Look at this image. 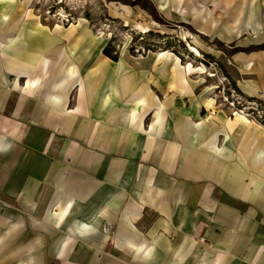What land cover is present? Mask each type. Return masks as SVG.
<instances>
[{
  "label": "crops",
  "instance_id": "crops-1",
  "mask_svg": "<svg viewBox=\"0 0 264 264\" xmlns=\"http://www.w3.org/2000/svg\"><path fill=\"white\" fill-rule=\"evenodd\" d=\"M54 53L23 73L25 121L48 131L25 129L0 166V264H264V131L207 115L176 63L100 70L101 88L89 72L69 102Z\"/></svg>",
  "mask_w": 264,
  "mask_h": 264
},
{
  "label": "rangeland",
  "instance_id": "rangeland-1",
  "mask_svg": "<svg viewBox=\"0 0 264 264\" xmlns=\"http://www.w3.org/2000/svg\"><path fill=\"white\" fill-rule=\"evenodd\" d=\"M0 9H6L0 15V143H7L4 149L0 146V166L7 164L14 141L29 144L23 134L31 127L25 121L24 105L19 106L31 77L23 74L28 68L21 72L9 64L8 53L24 56L33 49L47 58L54 52L66 56L60 82L71 91L69 102H75L78 90L86 92L89 72H95L94 86L101 88L105 80L101 71L107 68L121 71L123 81L126 76L134 81L136 72L151 76L155 70L172 69L173 63L182 69L188 63L204 66L215 77L190 76L192 101L196 97L214 100L205 104L210 109L207 115L219 112L246 120L256 125L255 135L263 137L258 130L264 131V0H0ZM109 43L118 62L103 53ZM158 53L165 57H157ZM142 59L146 62L141 70ZM51 63L54 60L46 63L49 75ZM249 63H253L252 71ZM72 75H80V80L69 82ZM248 82L258 94L251 96L254 88ZM174 96L166 100H181ZM40 98L32 99L28 107ZM18 107L22 118L14 121L15 126L10 119ZM72 108L69 103L65 110ZM31 129L37 135L48 131L33 124Z\"/></svg>",
  "mask_w": 264,
  "mask_h": 264
},
{
  "label": "bare ground",
  "instance_id": "bare-ground-1",
  "mask_svg": "<svg viewBox=\"0 0 264 264\" xmlns=\"http://www.w3.org/2000/svg\"><path fill=\"white\" fill-rule=\"evenodd\" d=\"M5 12H6V9H0V15L2 13H5ZM3 19H7V17H3ZM18 42H19V40L16 43L18 44ZM47 47H50L49 41L47 42ZM44 48H45V45L41 49H44ZM191 49H192V51L197 52L194 48H191ZM21 53L22 52H20L18 54L19 55L18 58H16V60H14L16 62L15 63H13L14 61L12 62V65L16 66L17 69L22 70L21 72H23V70H24L23 67L24 68L25 67L29 68L30 67V62L33 61L34 59H36V60H38V59L39 60H43V59L46 60L47 59L46 57H43V53L39 49H33L32 51L28 52L24 56ZM164 53H169V52H164ZM159 54L160 53H158V55ZM45 64H46V61H44V65ZM252 64L253 63H249V65H248V70L249 71L252 70V68H250V67H252ZM186 69L188 70L189 75L200 74V75H208L209 77H215V75H213L212 73L208 74L209 71L204 66L195 67L192 64L188 63ZM209 102L214 103L215 101L210 99ZM6 144L7 143H0V146L3 147L2 149H4V147L5 148L7 147Z\"/></svg>",
  "mask_w": 264,
  "mask_h": 264
},
{
  "label": "trees",
  "instance_id": "trees-1",
  "mask_svg": "<svg viewBox=\"0 0 264 264\" xmlns=\"http://www.w3.org/2000/svg\"><path fill=\"white\" fill-rule=\"evenodd\" d=\"M148 35L153 36V32H149ZM159 37H161V36H159ZM111 50H112V47L110 46V43H109V45L103 51L104 55H106L107 57H109L113 61L118 62V56L113 55V52H111ZM149 50H151V49H149Z\"/></svg>",
  "mask_w": 264,
  "mask_h": 264
}]
</instances>
